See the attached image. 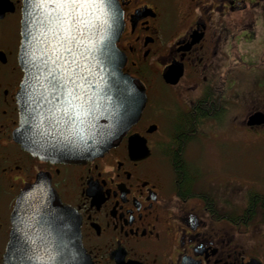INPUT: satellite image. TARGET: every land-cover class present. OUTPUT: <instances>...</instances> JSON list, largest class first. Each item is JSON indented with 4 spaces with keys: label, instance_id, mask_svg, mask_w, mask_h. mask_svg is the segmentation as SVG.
I'll use <instances>...</instances> for the list:
<instances>
[{
    "label": "flooded vegetation",
    "instance_id": "flooded-vegetation-1",
    "mask_svg": "<svg viewBox=\"0 0 264 264\" xmlns=\"http://www.w3.org/2000/svg\"><path fill=\"white\" fill-rule=\"evenodd\" d=\"M117 1L122 72L140 81L147 101L117 146L68 164L41 161L13 138L23 0H0V264L15 201L38 175L78 221L88 264H264L263 178L235 193L230 180L200 187L181 174L192 143L230 130L264 134V90L240 74L264 56V0ZM169 71L174 83L163 77ZM254 113L262 117L249 126ZM49 238L16 237L13 264L45 258Z\"/></svg>",
    "mask_w": 264,
    "mask_h": 264
},
{
    "label": "water",
    "instance_id": "water-1",
    "mask_svg": "<svg viewBox=\"0 0 264 264\" xmlns=\"http://www.w3.org/2000/svg\"><path fill=\"white\" fill-rule=\"evenodd\" d=\"M43 4L44 0H23L17 58L23 76L17 92L19 122L13 138L44 162L92 161L118 145L140 119L147 101L140 81L122 72L125 57L116 47L124 27L121 7L117 0H106L107 16L99 20L95 10L80 9L77 35L83 41L80 51L85 60L81 63L86 70L83 75L91 102L86 117L74 116L69 120L63 111L54 113L52 107H60L62 100L49 84V72L54 67L51 50L56 8L54 2L47 7ZM163 77L168 83L178 79L170 71ZM261 117L259 113L252 114L248 125ZM135 140L129 139V152L133 151ZM15 202L11 212L15 231L6 245L3 264H13L16 237L34 234L49 235L45 248H49L50 254L30 264H88L80 243L78 221L58 200L50 179L38 175Z\"/></svg>",
    "mask_w": 264,
    "mask_h": 264
},
{
    "label": "rangeland",
    "instance_id": "rangeland-1",
    "mask_svg": "<svg viewBox=\"0 0 264 264\" xmlns=\"http://www.w3.org/2000/svg\"><path fill=\"white\" fill-rule=\"evenodd\" d=\"M258 30L261 31L260 28ZM240 74L249 87L254 85L256 92L263 91L264 56L262 59L253 56L246 60ZM251 98L245 96L246 100ZM186 152L187 161L192 162L199 169L200 187L211 183L212 178L220 183L230 180L235 182L233 191L236 193L241 191L240 187H243L244 180L253 181L263 178L264 181V134L258 136L254 132L240 133L234 130L221 132L214 140L211 138L203 143H192ZM243 194L244 192H241L239 196ZM246 235L253 236L250 231Z\"/></svg>",
    "mask_w": 264,
    "mask_h": 264
},
{
    "label": "snow or ice",
    "instance_id": "snow-or-ice-1",
    "mask_svg": "<svg viewBox=\"0 0 264 264\" xmlns=\"http://www.w3.org/2000/svg\"><path fill=\"white\" fill-rule=\"evenodd\" d=\"M55 3L52 34L54 47L52 48L53 69L49 72V84L55 92L60 107L53 105L54 113L63 111L71 120L86 117L90 110L91 97L88 95L87 84L83 73L86 71L81 63L85 60L80 47L83 41L77 35L80 20V9L95 10L96 19L107 16L106 0H44L42 6ZM106 22V21H105ZM55 123V120H53Z\"/></svg>",
    "mask_w": 264,
    "mask_h": 264
},
{
    "label": "trees",
    "instance_id": "trees-1",
    "mask_svg": "<svg viewBox=\"0 0 264 264\" xmlns=\"http://www.w3.org/2000/svg\"><path fill=\"white\" fill-rule=\"evenodd\" d=\"M187 141L188 142L189 141L194 142L195 140L193 138H188ZM186 164L184 165V167H183V169L181 171V174L189 175L190 172H191V173H193L194 180H200L201 174L199 172V169L191 162H186Z\"/></svg>",
    "mask_w": 264,
    "mask_h": 264
}]
</instances>
